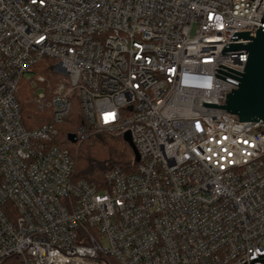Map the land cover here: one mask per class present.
I'll list each match as a JSON object with an SVG mask.
<instances>
[{"label": "built area", "instance_id": "1", "mask_svg": "<svg viewBox=\"0 0 264 264\" xmlns=\"http://www.w3.org/2000/svg\"><path fill=\"white\" fill-rule=\"evenodd\" d=\"M264 0H0V264H245L264 256V123L222 109ZM33 77L47 121L28 130ZM34 75V74H33ZM79 96L93 135L129 133L135 170L74 178L59 126ZM107 243L104 247L103 243ZM253 264H263L254 262Z\"/></svg>", "mask_w": 264, "mask_h": 264}, {"label": "trees", "instance_id": "2", "mask_svg": "<svg viewBox=\"0 0 264 264\" xmlns=\"http://www.w3.org/2000/svg\"><path fill=\"white\" fill-rule=\"evenodd\" d=\"M53 66V60L43 58L33 68L34 77L45 78L46 83L43 85L45 87L59 80L57 74L53 72ZM31 91H34L31 82L26 83L22 80L16 95L23 124L28 130H33L47 121L44 120L47 115L38 110ZM83 126L82 114L74 115L72 110L70 117L59 126L58 144L68 149L74 160L76 181H84L100 188L104 185L106 174L115 168H121L125 172L135 170V154L123 137L93 135L81 142L70 143L68 135L75 134L77 129Z\"/></svg>", "mask_w": 264, "mask_h": 264}, {"label": "water", "instance_id": "3", "mask_svg": "<svg viewBox=\"0 0 264 264\" xmlns=\"http://www.w3.org/2000/svg\"><path fill=\"white\" fill-rule=\"evenodd\" d=\"M241 40L248 42L226 44L222 55L248 53L244 72L239 73L225 66H218L239 75L240 78L224 71L216 70L217 73L239 81V83H236L215 74L217 78L238 86L230 94L223 93L222 109L236 115L240 122L264 123V14L257 31L235 33L230 41ZM123 139L132 148L135 158L138 160L139 156L132 143L130 134H125ZM68 141L73 144L76 143L75 134H69ZM254 262L264 264V256L258 255L257 258L250 260L248 264H253Z\"/></svg>", "mask_w": 264, "mask_h": 264}, {"label": "rangeland", "instance_id": "4", "mask_svg": "<svg viewBox=\"0 0 264 264\" xmlns=\"http://www.w3.org/2000/svg\"><path fill=\"white\" fill-rule=\"evenodd\" d=\"M33 77H34V75L33 74H26L25 76H24V78H23V81L24 82H31V79H33ZM59 82V80H57V82H55L53 85L52 84H48L47 85V87L51 90V89H54L55 87H56V85H57V83ZM33 87V86H32ZM34 89V88H33ZM42 89L40 88V89H38V88H36V91L34 90V91H31V93H33L34 95H33V98H34V96L36 95V93H38L39 91H41ZM72 99H71V103H72V113L74 114V115H76V114H82V110H81V101H80V98H79V96H77L76 94H73L72 95V97H71ZM44 120L46 121L47 120V118L45 119L44 118ZM44 120L42 121V122H44ZM103 245H104V247H107V243L106 242H104L103 243Z\"/></svg>", "mask_w": 264, "mask_h": 264}]
</instances>
